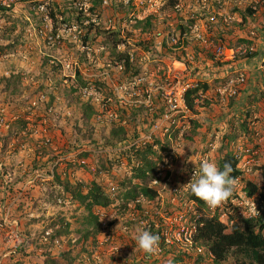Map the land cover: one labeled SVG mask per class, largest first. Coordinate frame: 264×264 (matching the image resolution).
I'll use <instances>...</instances> for the list:
<instances>
[{
    "label": "rangeland",
    "instance_id": "rangeland-1",
    "mask_svg": "<svg viewBox=\"0 0 264 264\" xmlns=\"http://www.w3.org/2000/svg\"><path fill=\"white\" fill-rule=\"evenodd\" d=\"M82 3L87 11L90 3ZM178 4L176 11L166 0H102L88 15L100 31L121 30L124 42L117 51L133 57L132 70L138 74L132 78L112 64V45L103 37L82 46L85 30L76 25L73 0L0 7V46L8 47L0 54V201L11 205L21 235L28 239L26 248L6 257L4 264H215L208 256L195 261L198 254L191 249L184 255L179 243L170 253L165 246L160 253H147L135 237L151 228L177 233L180 224L191 223L184 202L172 192L189 191L190 170L198 172L204 159L218 165L239 148L249 151L245 155L253 152V170L244 180L263 191L264 0ZM51 11L56 13L54 22ZM148 16L151 31L134 28L136 19ZM197 33L207 45L194 38ZM218 44L235 56L215 59ZM198 82H207L209 88L195 100L194 113L176 118L174 125L161 119L152 123L166 109L164 95L171 87ZM87 105L92 109L89 119L83 114ZM156 123L160 130L148 144L162 143L154 146L156 158L151 156L159 170L154 187L161 197L124 201L126 182L139 164L131 145ZM116 126L125 130V143L114 145L117 141L110 139ZM64 182L82 194L95 182L114 199L109 207L94 209L100 231L86 241L88 213L63 188ZM111 185L114 194L109 193ZM234 188L238 193L241 184ZM66 227V234L55 235ZM46 231L51 237L43 241ZM181 254L183 260L175 262ZM235 261L250 263L249 252L231 250L222 264Z\"/></svg>",
    "mask_w": 264,
    "mask_h": 264
},
{
    "label": "trees",
    "instance_id": "trees-1",
    "mask_svg": "<svg viewBox=\"0 0 264 264\" xmlns=\"http://www.w3.org/2000/svg\"><path fill=\"white\" fill-rule=\"evenodd\" d=\"M20 1L26 2L30 0ZM73 1L77 3L76 9L74 10L76 15L74 18L76 20V25L81 26V28L83 26L85 30V34L81 38L82 46L90 45V40L96 39L97 36L103 37L104 43H110L112 45L110 48L111 50L109 52V57L112 64H119L123 69V73L129 75L131 78L136 76L138 74V71L134 69L132 70L133 57L127 52L117 51V47L121 45L122 42H124L120 37L121 30L117 28L114 30L110 29L107 31L102 29L100 31L96 28L97 26H95V23H91L90 19H88V15L94 13L95 10L100 7V5L102 4V0H88L90 5L87 11L82 8L83 0ZM166 3L170 9H174V7L178 4V0H166ZM0 7L5 8L2 7L1 4ZM247 13L249 15L254 14L251 10L248 9ZM60 14L62 15V13ZM49 18L52 19V21L54 22V19L56 18V13L52 11L49 12ZM83 21H86L85 25ZM63 22H68V20L66 19ZM137 27L141 28V32L147 33L149 32V30L151 31L153 27L152 17L148 16L143 20L136 19L134 28ZM183 30L186 29L182 28V31ZM7 48L8 47L6 46H0V54L3 53L4 50H6ZM75 77L76 80H80V72L78 70H75ZM208 88L209 86L207 82H198L192 87H189L185 90L183 94V99L185 102V106L187 107L190 113L195 112V100L199 99L200 95L202 93H205ZM108 94L111 95V91ZM86 108L87 111L83 112V114L86 119H89V117L91 116L92 109L91 107H89V105H87ZM165 113L166 109L163 110V108H161V111L157 114V116L154 117L155 119L152 120V123H154L155 121H159ZM111 138H114L115 141H117L116 143H114V145H117L118 143H125L126 140H128V138L126 137V132L121 126L112 127L110 131V139ZM185 138L191 139L192 136L187 135ZM155 145L161 146L162 143L159 140H155L150 144H146L142 148H138L136 146L131 145V149H133L132 153H135L137 155L139 164L136 168L133 169L132 178L128 179V181L126 182L127 187L126 191L123 194L124 201H134L137 200L139 197L151 201L159 199L158 190L153 185H151L152 181L155 180L156 175L159 171L157 168V163L153 159L156 158L157 155V151L154 149ZM162 150L164 151L166 150V148L162 147ZM226 163L232 166L233 171L231 173V176L237 179L240 175V171L237 169V160H235L233 154L230 152L222 157V159L218 162L217 166L221 170H223V166ZM55 179L57 182H60L58 176L55 177ZM240 180L241 190L243 193L248 196L257 195V205L261 212L259 217L255 220H245L240 218L236 219L234 224L229 228L228 225L223 222H220L217 218H210L207 215H204L198 221L199 226L197 227V232L194 236V241L191 249L194 252H196V249L198 248L203 249L202 253L198 254L195 261H203L204 257L208 256L212 259L215 264H222L231 250H239L242 252H249L250 254L251 262L246 264H264V167L261 169V181L263 191H261L257 184L251 181L244 179ZM62 185L66 191L71 192V194L73 195V200L83 205L84 209L88 213L89 221L87 222V226H92V229L90 231L88 227L86 228V231L83 235V241H86L89 236L95 235L98 231H100V222L98 221V217L93 212L94 209L107 208L114 202V199H112L110 195H106L102 187H100V185L95 182L91 183L90 188L85 194L80 193V191L75 187L72 188V186L67 182L62 183ZM234 191L235 188L233 192ZM187 194V197H189L190 200L194 201L198 205V207H202L204 201L192 195L190 190ZM179 198L181 199V197ZM138 208L141 209L140 206H138ZM150 230L152 234L159 236V241L162 240L161 231L159 229L151 228ZM66 233L67 227L64 231H57L55 235L59 237ZM176 250H178L176 247L168 246L167 252L170 253ZM182 252L185 255L186 251L182 250ZM183 254H181L180 256L177 255L174 261H182ZM234 264L245 263L235 261Z\"/></svg>",
    "mask_w": 264,
    "mask_h": 264
},
{
    "label": "built area",
    "instance_id": "built-area-1",
    "mask_svg": "<svg viewBox=\"0 0 264 264\" xmlns=\"http://www.w3.org/2000/svg\"><path fill=\"white\" fill-rule=\"evenodd\" d=\"M20 2L22 1L4 0L3 2H1V6L9 7V3L11 5ZM38 8L42 9L43 5H39ZM174 8L176 11H179L180 5L177 4ZM185 36H187V32L183 34V37ZM194 38H196L197 40H203V44L205 45H207L208 43L204 39V37L198 33L194 34ZM251 51L252 49L250 48L242 51V53L245 54ZM213 53L215 59L220 60L231 59L235 56V52L232 49H226L222 44H218L217 46H215ZM189 87V85L179 86V83H177L175 86L169 89V92L166 95H164V102L167 112L161 118V123L174 125L176 123V118L184 117V115L189 112L187 107L185 106V102L183 99V94ZM160 126V123H156L151 127L148 134L141 136L138 139V142H135L132 145L140 146L148 144L149 140L154 136L153 134H156V132L160 130ZM164 129L166 133L169 131L168 127L164 126ZM245 153H249V151H244L242 150V148H239L233 153L235 160H237V169L240 171V175L236 179L237 183L235 187L240 184V179H244V176L250 174L253 170L254 158L252 156L254 154L253 152H251V155H245ZM194 174V178L198 176L197 170L191 169V178L188 183L191 182ZM151 184L153 186L157 185V179L153 180ZM109 192L111 194H114L116 192V188L111 185V187L109 188ZM234 192L231 197L221 202L217 206L210 207L204 202L202 207L200 208L194 201L190 200L189 197H187V193H183L177 188L173 189V196L175 195V197H181L182 201L184 202L185 208L188 209V212H186V214L190 215L189 218H191V223L189 225H187V223L180 224L177 233H164L161 231L162 240L158 241V248L154 253H160L163 249V246H172L174 245V243H179L181 246H183L181 249L185 250L186 252L189 249H192L194 236L197 232V227L199 226L198 221L204 215H207L210 218H217L220 222L228 225L229 228L234 224L236 219L240 218L245 220H255L256 218H258L261 212L257 205V195L248 196L243 193L241 189L238 193L237 189H235ZM159 196L161 197L160 193ZM2 198L4 197H0V199ZM172 200L175 201L174 198ZM12 211L13 210L10 204L7 205L6 203H1L0 201V237L3 244L2 252H0V264H4L3 260L6 257L18 254V252L22 249H25L28 244V239L24 238L21 235L18 222L13 218ZM183 218L184 217L181 216V219ZM50 237L51 235L49 231H46L42 234L43 241H47L48 239H50ZM202 251L203 249L201 248L196 249L197 254H201Z\"/></svg>",
    "mask_w": 264,
    "mask_h": 264
},
{
    "label": "clouds",
    "instance_id": "clouds-1",
    "mask_svg": "<svg viewBox=\"0 0 264 264\" xmlns=\"http://www.w3.org/2000/svg\"><path fill=\"white\" fill-rule=\"evenodd\" d=\"M232 171L230 164H224L221 170L216 163L204 159L200 162L199 178L195 179L194 174L187 187L192 195L208 206H217L233 193L237 181L231 176ZM135 239L137 246L147 253H153L158 248L159 236L149 231L138 232Z\"/></svg>",
    "mask_w": 264,
    "mask_h": 264
}]
</instances>
